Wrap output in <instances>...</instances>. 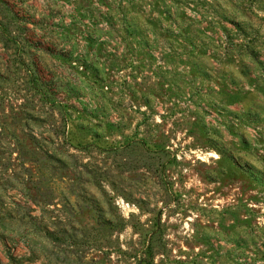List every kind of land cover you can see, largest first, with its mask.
Listing matches in <instances>:
<instances>
[{
    "label": "rangeland",
    "instance_id": "obj_1",
    "mask_svg": "<svg viewBox=\"0 0 264 264\" xmlns=\"http://www.w3.org/2000/svg\"><path fill=\"white\" fill-rule=\"evenodd\" d=\"M1 240L264 264V0H0Z\"/></svg>",
    "mask_w": 264,
    "mask_h": 264
},
{
    "label": "crops",
    "instance_id": "obj_2",
    "mask_svg": "<svg viewBox=\"0 0 264 264\" xmlns=\"http://www.w3.org/2000/svg\"><path fill=\"white\" fill-rule=\"evenodd\" d=\"M39 10H36V9H32V10H29L28 12H27V15L28 16H34V17H37L38 15H39ZM3 243H4V241L3 240H1L0 241V245L1 246H3ZM21 244V243H20Z\"/></svg>",
    "mask_w": 264,
    "mask_h": 264
}]
</instances>
